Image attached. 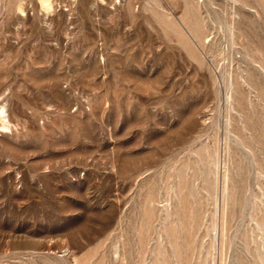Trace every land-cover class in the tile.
I'll use <instances>...</instances> for the list:
<instances>
[{
  "label": "rangeland",
  "instance_id": "rangeland-1",
  "mask_svg": "<svg viewBox=\"0 0 264 264\" xmlns=\"http://www.w3.org/2000/svg\"><path fill=\"white\" fill-rule=\"evenodd\" d=\"M0 264H264V0H0Z\"/></svg>",
  "mask_w": 264,
  "mask_h": 264
},
{
  "label": "bare ground",
  "instance_id": "bare-ground-1",
  "mask_svg": "<svg viewBox=\"0 0 264 264\" xmlns=\"http://www.w3.org/2000/svg\"><path fill=\"white\" fill-rule=\"evenodd\" d=\"M0 117L1 119L3 120V127L6 126L5 122H6V115H5V112H4V106L0 107Z\"/></svg>",
  "mask_w": 264,
  "mask_h": 264
}]
</instances>
